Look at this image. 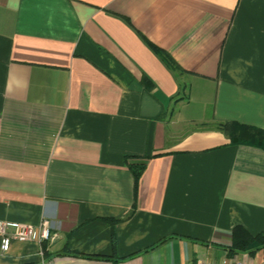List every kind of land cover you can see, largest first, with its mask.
I'll list each match as a JSON object with an SVG mask.
<instances>
[{
    "label": "crops",
    "instance_id": "1",
    "mask_svg": "<svg viewBox=\"0 0 264 264\" xmlns=\"http://www.w3.org/2000/svg\"><path fill=\"white\" fill-rule=\"evenodd\" d=\"M247 132L264 0H0V264H264Z\"/></svg>",
    "mask_w": 264,
    "mask_h": 264
},
{
    "label": "built area",
    "instance_id": "2",
    "mask_svg": "<svg viewBox=\"0 0 264 264\" xmlns=\"http://www.w3.org/2000/svg\"><path fill=\"white\" fill-rule=\"evenodd\" d=\"M50 239V228L47 221L38 227L26 225H11L7 221L0 220V250L8 252L11 242H38L44 243ZM197 264H205L198 262ZM227 264H241L238 261H231Z\"/></svg>",
    "mask_w": 264,
    "mask_h": 264
},
{
    "label": "trees",
    "instance_id": "3",
    "mask_svg": "<svg viewBox=\"0 0 264 264\" xmlns=\"http://www.w3.org/2000/svg\"><path fill=\"white\" fill-rule=\"evenodd\" d=\"M155 51L157 52V54L160 56L161 60L164 62V64L171 68V69H175L177 68L174 61L166 54L163 53L162 51H159L158 49H155ZM244 139H243V143L246 144H251V145H258V146H262L264 147V134L261 132H258L257 135L254 133L253 135L250 133H244ZM137 174V171H136ZM262 241L264 243V237L263 236H259L256 239H253V241ZM247 246V245H245ZM250 246V245H249Z\"/></svg>",
    "mask_w": 264,
    "mask_h": 264
}]
</instances>
